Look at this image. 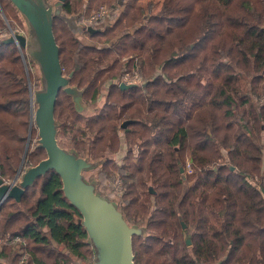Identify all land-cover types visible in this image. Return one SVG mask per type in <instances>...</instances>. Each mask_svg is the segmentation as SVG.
Returning a JSON list of instances; mask_svg holds the SVG:
<instances>
[{"label": "trees", "instance_id": "trees-1", "mask_svg": "<svg viewBox=\"0 0 264 264\" xmlns=\"http://www.w3.org/2000/svg\"><path fill=\"white\" fill-rule=\"evenodd\" d=\"M60 1L62 14H48V22L62 73L91 110L80 113L61 88L56 138L127 177L121 214L134 225V264H264V0H162L156 12L141 0ZM120 3L114 22L82 29L105 48L67 26L83 8L89 16ZM21 15L13 0H0V35L9 26L19 34ZM24 36V47L0 38L5 183L48 158L35 126L29 138L27 70L31 83L34 73ZM33 36L47 59L35 29ZM134 69L144 83L121 88V74ZM187 158L193 173L185 176ZM23 188L20 201L0 206V238L19 236L26 246H0V264H19V248L28 254L23 264H95L89 228L56 170Z\"/></svg>", "mask_w": 264, "mask_h": 264}, {"label": "water", "instance_id": "water-1", "mask_svg": "<svg viewBox=\"0 0 264 264\" xmlns=\"http://www.w3.org/2000/svg\"><path fill=\"white\" fill-rule=\"evenodd\" d=\"M13 1L35 27V30L44 42L47 57H49L51 61V69L48 74V77L51 79V86L44 107L39 115L38 127L41 141L47 151L48 158L39 165L30 168L23 175L22 184H17L21 171L18 172L11 183H5L3 179L0 178V206L8 197L20 201L24 193L23 187L31 184L38 176L44 174L50 168H53L61 176L69 198L84 216L93 240L102 248L107 259L106 264H134L132 242V237L135 232L134 229L129 226L119 211L98 197L94 193V189L80 179V176L75 169V164L63 155L57 147L54 109L57 96L63 85V73L60 64L58 46L49 25L48 18L45 17L46 25L44 26L34 16L33 11H31L32 4L29 1ZM59 12L60 11L57 10V13ZM89 30L91 32L99 31L98 29L94 30L92 27H89ZM5 41L17 43L19 47H24L27 43V39L24 35L13 31ZM27 76L28 82L30 83L28 70ZM120 87L123 89H129L132 86L121 84ZM31 129L32 124H30L29 138L31 135ZM181 171L183 172L184 169L181 168ZM262 192L264 194V189H262ZM185 226L186 225L184 224V227ZM188 243H190L189 239Z\"/></svg>", "mask_w": 264, "mask_h": 264}, {"label": "rangeland", "instance_id": "rangeland-1", "mask_svg": "<svg viewBox=\"0 0 264 264\" xmlns=\"http://www.w3.org/2000/svg\"><path fill=\"white\" fill-rule=\"evenodd\" d=\"M28 1L32 4L31 11H33L34 16L44 26L46 25L45 17L48 18V14L52 16V12L54 14L57 8H60V2H61L60 0H27V2ZM140 2H141L140 4L146 8L149 7L150 4H152L153 5L152 8L154 12L158 11L162 4V0H141ZM102 6H107L109 8L108 5H102ZM98 9L99 8H94L91 11L90 15ZM121 10L122 8L118 9L119 12ZM60 13L62 14V11H60ZM85 13H86L85 9L83 8L81 12L78 11L73 15H69L68 16L69 24L67 26H69V29L75 33L77 38L82 40L85 44L105 48L109 44H98L96 42H93L88 38L86 34L83 33L82 29L85 28L83 26V21L90 16V15L89 16L84 15ZM117 14H113L109 18V20H104L103 23L110 24L114 22L117 17ZM20 19L22 21V29L21 27L20 28L18 27V32L19 34L27 35L30 40L28 56L31 58L32 72L34 73V82L29 83L32 93L30 120L32 126H35L37 129H39L38 128L39 115L44 107L51 86L50 85L51 79L48 77V74L51 69V61L49 57H47V59L44 60L42 56L39 40L37 41L36 38L33 36L35 27L32 25L30 20L27 18L25 14L21 15ZM12 31L14 30L12 29V27L9 26V32L8 30L5 31V34H1L0 38H5V39L8 38V36L11 35ZM42 60H43V64H42ZM44 69L46 72H44ZM142 79L144 80L145 78L143 77ZM62 80H63L62 88L66 89L69 92V94L72 96L74 101H76V105L80 113L83 114L89 113L91 108L88 105L84 104L77 90L73 86L67 84L66 82L67 78L65 75H63ZM107 87L108 86L100 90L99 97L96 102V107L98 108H100V106H102L104 102L105 99L104 95L107 92ZM262 92H264V88ZM33 142L36 144L38 143L36 138L33 140ZM56 144L58 149H60V151L62 152V154L65 155L75 164V169L78 172L80 179L83 182H85L87 185L91 186L94 189V193L98 197H100L102 200L112 205L113 208H115L117 211L121 213V209L125 204L124 200H122L121 197L126 192L125 187L127 186L125 184L126 183L125 180L127 177H124L120 171L113 172L112 170H109V168L107 170L103 169L102 163L100 161L96 162L85 151L75 150V147L73 145L74 143H72V141L68 138H61V139L56 138ZM126 151H127L126 145L122 144L121 150L115 156V159L119 164H122V161L126 155ZM192 162H193L192 158H187L185 163V168L181 167L182 169L184 168V171L182 172L183 175L186 176L189 174L186 168H188L189 164L191 168H193ZM19 180L20 181L22 180V176L21 178L19 177ZM119 182H120V186H119ZM123 189H124V193L121 194V190ZM150 191L153 192V189L151 188ZM144 225L145 224L143 223L142 220L137 221V227L143 228ZM129 226L133 228L134 225L133 223L130 222ZM93 249L95 251V256L93 258L95 264H106L107 263L106 256L104 255L102 248L98 246L94 240H93Z\"/></svg>", "mask_w": 264, "mask_h": 264}, {"label": "built area", "instance_id": "built-area-1", "mask_svg": "<svg viewBox=\"0 0 264 264\" xmlns=\"http://www.w3.org/2000/svg\"><path fill=\"white\" fill-rule=\"evenodd\" d=\"M120 7H121V3L117 4V6H115L114 8H108L107 6H101L98 10L94 11L87 19L83 21V26L85 28L95 27L101 22H103L104 20H109V18L113 14H117L119 12L118 9H120ZM142 78L143 77L142 75L139 74L138 70L134 69L132 71H125L120 76L119 84L120 85L125 84L128 86H136V85L144 83L145 79L143 80ZM186 169L189 174L193 173V168H191L190 164L188 165V168ZM11 181H8L7 183H11ZM17 184H18V181H17ZM119 186H120V182H119ZM123 193H124V189L121 190V194ZM16 244L22 245L24 248L26 246L25 240L19 236L12 237V238L10 237L0 238V246H3V245L14 246ZM18 252L20 254L19 264H23L25 260L27 259L28 254L25 252L24 249H21V248L18 249Z\"/></svg>", "mask_w": 264, "mask_h": 264}, {"label": "crops", "instance_id": "crops-1", "mask_svg": "<svg viewBox=\"0 0 264 264\" xmlns=\"http://www.w3.org/2000/svg\"><path fill=\"white\" fill-rule=\"evenodd\" d=\"M125 145V144H124Z\"/></svg>", "mask_w": 264, "mask_h": 264}]
</instances>
